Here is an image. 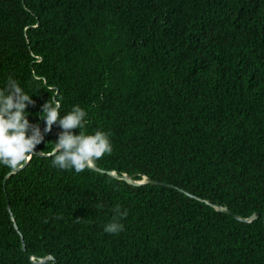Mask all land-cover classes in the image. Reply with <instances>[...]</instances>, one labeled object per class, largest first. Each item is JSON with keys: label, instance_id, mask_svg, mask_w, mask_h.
I'll list each match as a JSON object with an SVG mask.
<instances>
[{"label": "trees", "instance_id": "obj_1", "mask_svg": "<svg viewBox=\"0 0 264 264\" xmlns=\"http://www.w3.org/2000/svg\"><path fill=\"white\" fill-rule=\"evenodd\" d=\"M0 264H264V0H0Z\"/></svg>", "mask_w": 264, "mask_h": 264}, {"label": "water", "instance_id": "obj_2", "mask_svg": "<svg viewBox=\"0 0 264 264\" xmlns=\"http://www.w3.org/2000/svg\"><path fill=\"white\" fill-rule=\"evenodd\" d=\"M67 144H73V145H86V154H85V160L86 162L89 164V166L91 168H93L94 170L96 171H99V172H102V173H105V171L103 170H100L96 167H94L93 163H92V144L91 143H88V142H85L81 139H69L65 142H63L58 148H56L51 154H45L43 152H41L35 145L32 147L31 151L29 152L27 158L25 159V162L22 166L16 168L15 170H13L10 174H16L17 172H19L20 170H22L26 164L29 162L30 158H31V155L32 154H36V155H39L41 157H47V156H50V155H53L55 154L57 151H59L64 145H67ZM110 175H112L113 177L117 178V179H120V180H124L126 182H128L129 184L131 185H134V186H141V185H144V184H153V185H156V186H163V187H167V188H172V189H176V190H179L181 191L182 193L186 194L187 196L191 197V198H195V199H198V200H202L192 194H190L189 192H186L185 190L183 189H180L172 184H169V183H165V182H160V181H157V180H153V179H150V178H147L145 177L143 180H140V181H137V180H134L133 178H131L130 176L128 175H119L117 172H109ZM8 176V177H9ZM203 202H206L207 204L209 205H212L210 202L206 201V200H202ZM213 206V205H212ZM217 210L221 211V212H224L226 214H229V215H232L234 216L237 220L241 221V222H245V223H252L253 221L257 220L259 217H260V213H255L253 216L249 217V218H242L238 215H235L233 214L228 208H225V207H221V206H214ZM9 210L11 212V206H9ZM12 214V212H11ZM12 219H13V222H14V225H15V228L16 230L19 232V228L17 226V223L15 222V218L13 217V214H12ZM22 242H23V250H26V246H25V243L23 241V237H22ZM51 260H54V257L53 256H47L46 258H43L41 259L40 261H38V263H45V262H48V261H51Z\"/></svg>", "mask_w": 264, "mask_h": 264}]
</instances>
